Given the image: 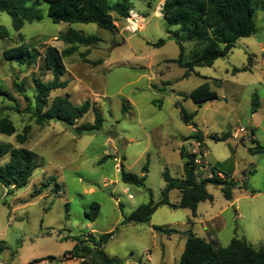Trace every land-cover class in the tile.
Wrapping results in <instances>:
<instances>
[{
    "label": "rangeland",
    "instance_id": "374dc122",
    "mask_svg": "<svg viewBox=\"0 0 264 264\" xmlns=\"http://www.w3.org/2000/svg\"><path fill=\"white\" fill-rule=\"evenodd\" d=\"M164 1L134 0L130 18L114 15L113 33L94 24H55L46 3L40 7L43 20L27 23L19 32L11 17L0 13V26L10 32L8 39H0V121L9 119L16 129L13 136L0 134V144L32 151L38 164L29 184L14 195L0 185V264H80L69 254L79 241L88 249L87 261L101 264L92 241L99 242L104 234L111 237L102 249L123 264H180L189 231L216 246L227 247L239 238L256 251L264 249V154L251 151L264 147V0H257L256 33L188 78L183 68L168 62L179 57V47L167 32L170 27L161 13ZM69 28L102 39L64 58L62 80L69 85L49 99L51 103L57 96H68L75 105L89 101L99 109L102 128L82 136L57 120L36 123L34 79L53 80L43 59L27 68L4 58L6 50L19 45L42 54L48 46L63 51L67 46L59 36ZM161 39L165 45L154 47ZM194 46L185 43L187 54ZM86 52L89 61L102 64L83 62L81 54ZM205 82L219 100L201 106L185 100L183 95ZM254 94L261 105L252 114ZM177 104L196 113L194 125L184 123ZM94 119L92 109L78 125ZM196 131L203 135L205 147L189 139ZM109 132L119 136L111 139ZM226 133L232 137L214 140ZM18 135L26 137L24 144L18 143ZM182 147L189 153H207L206 160L198 157V177L210 178V167L218 166L236 184L233 200L208 184L213 201L201 202L196 218L188 209L160 206L148 222L125 223V216L148 203L151 194L155 203L162 200L166 170L176 179L184 178ZM120 164L140 177L146 175L145 186L124 184ZM180 196L174 190L170 201L177 203ZM95 204L100 211L91 221L87 214ZM157 226L179 233L167 236L156 231Z\"/></svg>",
    "mask_w": 264,
    "mask_h": 264
},
{
    "label": "trees",
    "instance_id": "16d2710c",
    "mask_svg": "<svg viewBox=\"0 0 264 264\" xmlns=\"http://www.w3.org/2000/svg\"><path fill=\"white\" fill-rule=\"evenodd\" d=\"M133 1L0 0V13L9 15L14 30L19 32L25 24L43 20L40 7L42 3H46L48 16L55 24H94L113 33L117 29L114 15L123 19L130 18ZM256 12L257 0H165L161 13L167 26L170 28L179 26L178 31L172 32L170 28L167 31L169 35L173 36L179 47V57L168 62L176 63L180 68H183L185 70L184 78H188L196 68L213 66L218 59L228 56L240 39L250 38L256 33ZM9 37L8 29L0 26V39ZM59 40L67 46L63 51H59L54 46H48L42 54L26 45H19L6 50L4 58L6 61L16 62L27 68L38 65L39 59L42 58L45 70L51 72L53 80L50 82L34 79L36 110L33 116L38 125L57 120L73 128L78 136L97 132L102 128L104 118L99 109H94L89 101L82 105H75L68 96H57L51 103L49 99L52 93L65 89L69 85L68 81L62 80L66 74L64 58L75 55L80 46L90 48L102 42V39L96 35H86L74 28H69L66 33L59 36ZM165 43L166 41L161 39L153 46L159 48ZM185 43H193L196 46L187 54ZM81 56L85 63L93 66L102 64L100 60L89 61L86 58L87 52ZM236 71L237 73L244 72L247 69H236ZM15 86L20 92L23 91L21 85L15 83ZM183 96L185 100L191 99L199 106L220 99L218 93L212 90L209 82L203 83ZM260 105L259 95L254 94L251 104L252 114L258 111ZM177 106L181 109L184 123L190 126L194 125L193 120L196 113H188L181 104H177ZM92 109L95 113L94 122L78 125V122ZM0 134L7 136L16 134V129L9 119L0 121ZM230 137L232 134L226 133L221 138L214 140L226 141ZM189 139L196 140L198 147H205L201 132L196 131ZM17 140L18 143L24 144L26 137L18 135ZM251 151L264 154V147L259 146ZM180 153L184 161V178L176 179L166 170L163 173L165 187L162 190V200L155 203L151 194V200L148 203L140 205L134 212L125 216V223L148 222L160 206L188 209L191 211L192 217L196 218L198 205L201 202L213 201V196L207 190L208 184L220 187L225 198L228 201L233 200V189L236 184L227 180V175L218 166L210 167V178L200 179L198 177L197 171L200 165L197 160L199 156L201 159H205V152L189 153L185 147H182ZM7 157L9 159L3 162ZM37 168V155L32 151L22 147L14 148L11 144H0V185L9 189L8 195H14L15 191L25 188ZM119 169L121 181L124 184L136 187L145 186L146 175L140 177L131 173L123 164H120ZM174 190L181 194L177 203L170 201V193ZM91 209V214H87V216L91 221H94L99 214L100 206L95 204ZM155 230L167 236L179 233L175 229L161 226L155 227ZM110 237L111 235L104 234L99 242L92 241L96 247L94 255L101 264H123L120 259L110 257L102 249V244L106 243ZM78 243L69 254L73 259L80 260V264H93L87 261L88 249L86 246H80L82 241ZM37 262L41 261L28 264ZM180 264H264V249L256 251L245 239L239 238H234L227 247L216 246L189 231Z\"/></svg>",
    "mask_w": 264,
    "mask_h": 264
},
{
    "label": "water",
    "instance_id": "95a60500",
    "mask_svg": "<svg viewBox=\"0 0 264 264\" xmlns=\"http://www.w3.org/2000/svg\"><path fill=\"white\" fill-rule=\"evenodd\" d=\"M107 135H108L111 139H116V138L119 136V134L116 133V132H109Z\"/></svg>",
    "mask_w": 264,
    "mask_h": 264
},
{
    "label": "crops",
    "instance_id": "0c3cea01",
    "mask_svg": "<svg viewBox=\"0 0 264 264\" xmlns=\"http://www.w3.org/2000/svg\"><path fill=\"white\" fill-rule=\"evenodd\" d=\"M206 155H207V153H205V160H206ZM205 163H206V161H205ZM207 164V163H206Z\"/></svg>",
    "mask_w": 264,
    "mask_h": 264
},
{
    "label": "built area",
    "instance_id": "2783aa9c",
    "mask_svg": "<svg viewBox=\"0 0 264 264\" xmlns=\"http://www.w3.org/2000/svg\"><path fill=\"white\" fill-rule=\"evenodd\" d=\"M241 131H243V129H241ZM197 163H200V161L197 160Z\"/></svg>",
    "mask_w": 264,
    "mask_h": 264
}]
</instances>
